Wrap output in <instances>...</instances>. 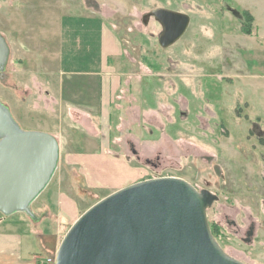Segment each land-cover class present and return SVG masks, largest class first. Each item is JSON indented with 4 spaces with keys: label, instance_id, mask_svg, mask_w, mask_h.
Here are the masks:
<instances>
[{
    "label": "rangeland",
    "instance_id": "374dc122",
    "mask_svg": "<svg viewBox=\"0 0 264 264\" xmlns=\"http://www.w3.org/2000/svg\"><path fill=\"white\" fill-rule=\"evenodd\" d=\"M158 9L190 17L167 49L152 16ZM73 10L104 18L121 47L109 62L121 89L104 125L97 106L71 113L73 102L60 101L62 16ZM68 18L83 29L86 16ZM0 35L10 51L0 102L22 130L65 141L52 181L31 206L49 248L41 264L56 258L71 228L56 217L59 187L81 216L112 188L166 177L218 196L207 211L216 242L234 260L264 264V0H0ZM102 129L108 150L86 157L95 151L88 142L100 140L91 135ZM83 158L86 172L68 163ZM86 173L98 186L86 184ZM10 218L33 233L25 213Z\"/></svg>",
    "mask_w": 264,
    "mask_h": 264
},
{
    "label": "water",
    "instance_id": "95a60500",
    "mask_svg": "<svg viewBox=\"0 0 264 264\" xmlns=\"http://www.w3.org/2000/svg\"><path fill=\"white\" fill-rule=\"evenodd\" d=\"M167 49L186 33L190 17L166 9L152 13ZM0 35V70L9 57ZM60 160L53 135L24 131L0 102V213L36 216L33 203L47 189ZM218 196L166 177L137 182L103 198L71 226L56 264H243L216 242L207 211ZM251 235V234H250Z\"/></svg>",
    "mask_w": 264,
    "mask_h": 264
},
{
    "label": "crops",
    "instance_id": "0c3cea01",
    "mask_svg": "<svg viewBox=\"0 0 264 264\" xmlns=\"http://www.w3.org/2000/svg\"><path fill=\"white\" fill-rule=\"evenodd\" d=\"M69 15L86 16V18H83V22H80L84 23L83 29L80 32L75 24L78 23L76 22L77 20L71 18L65 19ZM62 17V33L65 30L66 34H64L61 51V80H58L60 82V101L66 98L73 102L69 103V112L71 113L76 111V107L83 106L89 108L97 106L100 111L102 125H104L105 116L109 113L107 110L112 106L116 94L121 89V75L109 64L110 59H114V57H117L121 53L119 40L109 29L104 18L96 13L73 10V13L66 16L63 15ZM79 51L84 53L80 58L81 63L75 62L79 58ZM92 54H94L93 58H91ZM78 80L83 83H77ZM86 116L89 115L86 114ZM60 126H62L61 121ZM101 131V134L98 132L96 136L91 135L90 138L100 140H97V142L90 140L88 142L89 147H94L95 151L85 152L86 157L92 156L95 158L96 156L93 155L99 149L103 152L108 150V144L104 141V130L102 129ZM59 142L62 148L65 141L61 134H59ZM121 159V163L124 165L123 158ZM84 161L83 158L82 160L79 159L68 163L69 165L76 164L79 166L80 171H84V168L81 167ZM87 175L86 173V184L90 187L98 186V184L90 181ZM112 186H110V189ZM125 187L127 186L120 185L116 189L112 188L110 194ZM54 205L57 209L56 217L63 226L67 224L72 226L80 217L78 215L79 207L76 200L67 194L63 195L61 187H59L58 193L55 196ZM18 214L21 215L22 213ZM10 217L5 218V220L0 219V264H41L44 251L49 249L44 244L43 239L45 236L39 230L42 218L37 216L34 219V229L27 225V227L33 230V233H27L21 229L20 222H10V219H12ZM46 218L44 219L46 220Z\"/></svg>",
    "mask_w": 264,
    "mask_h": 264
},
{
    "label": "built area",
    "instance_id": "2783aa9c",
    "mask_svg": "<svg viewBox=\"0 0 264 264\" xmlns=\"http://www.w3.org/2000/svg\"><path fill=\"white\" fill-rule=\"evenodd\" d=\"M44 264H56V258H50V259H47L46 260V263H44Z\"/></svg>",
    "mask_w": 264,
    "mask_h": 264
},
{
    "label": "flooded vegetation",
    "instance_id": "af4514ba",
    "mask_svg": "<svg viewBox=\"0 0 264 264\" xmlns=\"http://www.w3.org/2000/svg\"><path fill=\"white\" fill-rule=\"evenodd\" d=\"M251 234V235H250ZM253 235V231L251 230V231H249L248 232V236L250 237V236H252ZM247 241H250V239H247Z\"/></svg>",
    "mask_w": 264,
    "mask_h": 264
},
{
    "label": "trees",
    "instance_id": "16d2710c",
    "mask_svg": "<svg viewBox=\"0 0 264 264\" xmlns=\"http://www.w3.org/2000/svg\"><path fill=\"white\" fill-rule=\"evenodd\" d=\"M246 33L249 34V33H250V30H249V29L246 30ZM212 232H213V231H212ZM212 234L214 235V237L216 236L214 232H213Z\"/></svg>",
    "mask_w": 264,
    "mask_h": 264
}]
</instances>
